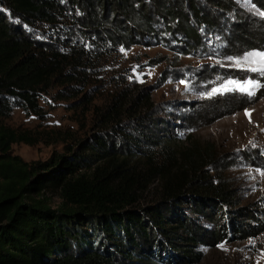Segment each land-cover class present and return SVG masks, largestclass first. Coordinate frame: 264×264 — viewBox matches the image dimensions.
I'll list each match as a JSON object with an SVG mask.
<instances>
[{"label":"trees","instance_id":"obj_1","mask_svg":"<svg viewBox=\"0 0 264 264\" xmlns=\"http://www.w3.org/2000/svg\"><path fill=\"white\" fill-rule=\"evenodd\" d=\"M140 1L0 0V264H197L203 258L195 250L199 243L214 246L225 239L228 224L219 213L231 202L230 197L222 187L201 182L204 175L200 173L189 181L185 171L130 172L115 162L116 152L104 136L96 137L91 158L55 153L45 161H27L13 153L15 143L36 145L41 141L6 122L15 108L42 116V93L58 86L63 99L64 93L78 96L89 84L82 70L87 66L82 65L86 43L70 37L73 27L81 25L84 34L89 33L85 41L95 36L99 42L126 47L140 44L138 34L157 35L152 19L139 8ZM168 10L169 19L182 23L191 46L199 44L198 31L186 16ZM198 11L193 6L195 20L200 22ZM42 26L53 31L52 41L35 37L34 31ZM64 26L69 30L65 37L61 34ZM238 26L236 42L253 48L256 41L247 23ZM258 32H252L254 37ZM261 36L258 43H264ZM74 83L83 89L76 95ZM263 96L264 91L258 98ZM208 104L211 116L222 109L232 108L233 112L246 106L241 98L229 96ZM221 116L215 115L205 124ZM124 138L133 139L125 134ZM87 168L89 172L84 171ZM158 171L166 177L167 196L153 207L137 208L138 191L145 186L146 177ZM47 190L59 191L63 199L59 207L51 205L44 195ZM186 196L191 210L211 220L212 228L176 211ZM244 210L231 218L234 235L247 238L264 231V217ZM238 217L256 219L260 227L240 223Z\"/></svg>","mask_w":264,"mask_h":264},{"label":"rangeland","instance_id":"obj_2","mask_svg":"<svg viewBox=\"0 0 264 264\" xmlns=\"http://www.w3.org/2000/svg\"><path fill=\"white\" fill-rule=\"evenodd\" d=\"M138 6L152 19L157 35L138 34L140 44L131 47L99 42L95 36L85 41L87 33L82 26L73 27L69 36L79 44L86 43L82 65L87 66L82 70L89 84L78 96L64 93L63 99L58 86L42 93V116L15 108L6 122L30 131L41 141L36 145L15 143L13 153L27 161H45L55 153L91 158L96 137L104 136L116 152L115 162L130 172L143 175L156 168L185 171L189 181L200 173L204 175L201 182L222 187L231 202L219 213L228 224L225 239L214 246L199 243L195 250L202 252L203 258L197 264H264V231L236 237L230 224L241 209L264 217V96L258 98L264 91V74L235 64L249 52L264 51V43L257 42L264 35V15L260 14L264 0H142ZM193 6L199 10L200 22L195 20ZM168 9L180 11L195 26L199 44L191 46L182 23L168 18ZM241 23H247L250 35L257 38L252 39L256 41L253 48L236 42ZM62 29L65 37L68 27ZM253 31H259V36L254 37ZM52 33L42 26L33 34L48 42ZM229 80L240 87L253 80L258 86L249 88L254 93L249 95L236 84H228ZM222 85L232 90L208 95ZM72 88H76L75 95L83 90L76 83ZM228 96L241 98L246 106L233 112L232 108L222 109L215 114H221L220 118L205 124L215 116L208 114L209 101ZM246 109L251 112V122ZM205 113L210 117L198 118ZM124 134L133 139H125ZM146 180L138 191L137 208L153 207L168 193L161 172ZM44 195L53 207L63 202L59 191L47 190ZM186 199L176 211L212 228L213 222L191 210L188 196ZM238 220L260 227V221L253 218Z\"/></svg>","mask_w":264,"mask_h":264},{"label":"snow or ice","instance_id":"obj_3","mask_svg":"<svg viewBox=\"0 0 264 264\" xmlns=\"http://www.w3.org/2000/svg\"><path fill=\"white\" fill-rule=\"evenodd\" d=\"M261 15H264V12L260 13ZM231 60L232 58L229 57ZM236 66L243 67L247 66V70L251 72H260L264 74V51H252L244 55L242 60H236L235 61ZM228 84H236L237 89L241 92H247L249 95H254L253 92H249V88H255L258 86L257 82L253 80H248L245 83L244 87H240L239 84L236 81L229 80L227 82ZM232 89L227 88V85H222L221 88H214L211 93L208 95L211 96L214 93H220L222 91H231ZM246 116L249 117L251 122V112L250 110H245Z\"/></svg>","mask_w":264,"mask_h":264}]
</instances>
